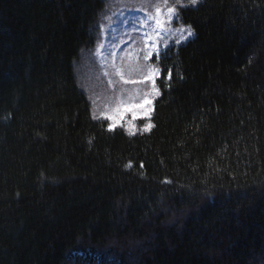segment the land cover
<instances>
[{
	"label": "trees",
	"instance_id": "obj_1",
	"mask_svg": "<svg viewBox=\"0 0 264 264\" xmlns=\"http://www.w3.org/2000/svg\"><path fill=\"white\" fill-rule=\"evenodd\" d=\"M156 1L0 0V264H264V0H168L152 127L93 118L101 23Z\"/></svg>",
	"mask_w": 264,
	"mask_h": 264
},
{
	"label": "rangeland",
	"instance_id": "obj_2",
	"mask_svg": "<svg viewBox=\"0 0 264 264\" xmlns=\"http://www.w3.org/2000/svg\"><path fill=\"white\" fill-rule=\"evenodd\" d=\"M122 1L127 2L128 0ZM169 7L175 6L168 0H157L149 7L142 4L133 7L122 5L104 18L100 25V38L92 54V61L97 66L93 68V72L88 74L87 77L84 76L86 86L87 84L90 86L86 89L91 98L94 113L98 118L104 119L103 113L111 114L118 99L138 102L144 93L151 91L150 81L138 84H122L119 82V78L114 74V66H123L125 69L130 63L133 67L138 66L139 70L132 72L129 78L141 80L143 74L152 67L158 68L153 63L156 58L155 53L149 60L145 61L143 59L144 54L150 47H159L161 56L169 47L185 43L193 37L192 35L185 39L187 26L181 24L180 20L177 22L175 16L170 22H167V9ZM157 8L160 9L158 17ZM145 16L157 17L166 21L163 29L158 28L153 19H144ZM87 57L91 58L89 54H86L84 61ZM80 69L84 71L85 67L80 66ZM159 77L160 73L157 80ZM155 99L152 103L150 119ZM135 110L138 112L135 120H132V110L130 109L122 118L116 117L114 128L123 127L129 133L145 131V124L140 125V122H148L150 119L144 118L139 108ZM107 121L111 123V121ZM129 122L132 126L131 132L129 131Z\"/></svg>",
	"mask_w": 264,
	"mask_h": 264
},
{
	"label": "snow or ice",
	"instance_id": "obj_3",
	"mask_svg": "<svg viewBox=\"0 0 264 264\" xmlns=\"http://www.w3.org/2000/svg\"><path fill=\"white\" fill-rule=\"evenodd\" d=\"M177 2L179 3V0H177ZM197 3H198V0H189L190 5L195 6ZM167 12H168L167 22H170L174 16H175L177 22H179V15H178L175 7H169L167 9ZM156 13H157V17H158L160 14L159 8L156 9ZM157 17L145 16L144 19H146V20L147 19H153L155 24L157 25V27L163 29L166 21L159 19ZM185 30L187 32V36L185 37V39H187V37H191L193 35V30L191 29L190 26H188ZM177 42H179V41H177ZM160 51H161V49L159 47L152 46L144 54L143 59L145 61L149 60L150 58H152L154 53H155L156 58L159 59ZM138 70H139V67L138 66L133 67L131 65V63L129 64V66L126 69L123 66H121V67H115L114 66V74L119 78V82H121L122 84H138V83H144L145 81H150L151 82V91L144 93L140 97L138 102H134L132 100L125 101L124 99H118L116 102L115 108L113 109L111 114L103 113L102 114L103 118L105 120L111 121V123L108 124V130H110V131L113 130L114 127L116 126V117L122 118L130 109L132 110L131 111L132 120H135L137 118L138 112L135 109H138V108L143 113L144 118L150 119V112L152 110L153 100L161 94L160 89L156 85V80H157V77L160 73V69L152 67L149 71H147L146 73L143 74L141 80H135V79L129 78L132 72L138 71ZM105 75H107V73H105ZM171 78H172V71H171V69H168L165 79L171 80ZM110 83H111V81H110ZM93 118L94 119L96 118L95 113H93ZM151 127H152V125L150 123L144 125L145 131H148ZM129 131L130 132L132 131L131 122H129Z\"/></svg>",
	"mask_w": 264,
	"mask_h": 264
}]
</instances>
